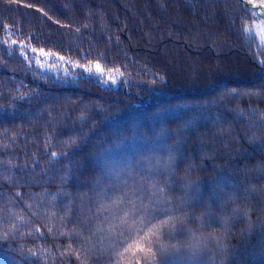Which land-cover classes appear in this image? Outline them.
Listing matches in <instances>:
<instances>
[{"label": "trees", "instance_id": "trees-1", "mask_svg": "<svg viewBox=\"0 0 264 264\" xmlns=\"http://www.w3.org/2000/svg\"><path fill=\"white\" fill-rule=\"evenodd\" d=\"M259 20L241 0H0V264H112L103 193L133 181L179 217L156 264H264Z\"/></svg>", "mask_w": 264, "mask_h": 264}, {"label": "snow or ice", "instance_id": "snow-or-ice-1", "mask_svg": "<svg viewBox=\"0 0 264 264\" xmlns=\"http://www.w3.org/2000/svg\"><path fill=\"white\" fill-rule=\"evenodd\" d=\"M40 52L43 56L54 55L43 49ZM59 59L64 60V57ZM76 66L84 67L90 74L93 72L87 65ZM95 67L99 69L100 64L97 63ZM100 75L102 78L103 73ZM109 81L116 82L112 77H109ZM52 155L55 157V153ZM162 192L163 189L149 185L146 181L125 182L120 186L109 185L104 191L105 202L101 207L105 213H111V216L104 215L100 219L102 224H109L106 239L120 248L115 256H109L112 264H156L157 255L166 254L162 240L165 237L174 238L172 230L179 217L171 208L164 206L165 201L160 197ZM208 226H212L211 214ZM98 231L104 233L105 230L100 227ZM76 255L80 259L79 254ZM193 259H196L195 254Z\"/></svg>", "mask_w": 264, "mask_h": 264}, {"label": "rangeland", "instance_id": "rangeland-1", "mask_svg": "<svg viewBox=\"0 0 264 264\" xmlns=\"http://www.w3.org/2000/svg\"><path fill=\"white\" fill-rule=\"evenodd\" d=\"M262 18L263 20L253 23V26L250 28V32L255 33L259 42L264 46V17ZM13 44L16 45V43ZM17 47L21 50V53L24 54V56L27 57L31 62L49 73L61 74L64 76H74L77 74L93 75L97 77L104 85H117L120 80V74L118 72L106 70L101 66L99 69H97L95 67L96 64H87L88 67L93 69V72L90 74L84 67L76 66L81 64L70 62L65 56H63L64 60H60L59 57L62 55L55 52H49L54 54L52 56H43L40 51H33L32 48H26L24 45ZM101 73H103L102 78L100 75ZM109 77H112L116 82L112 83L109 81Z\"/></svg>", "mask_w": 264, "mask_h": 264}, {"label": "water", "instance_id": "water-1", "mask_svg": "<svg viewBox=\"0 0 264 264\" xmlns=\"http://www.w3.org/2000/svg\"><path fill=\"white\" fill-rule=\"evenodd\" d=\"M247 7L255 9L258 13L264 17V3L258 2L257 0H241Z\"/></svg>", "mask_w": 264, "mask_h": 264}]
</instances>
